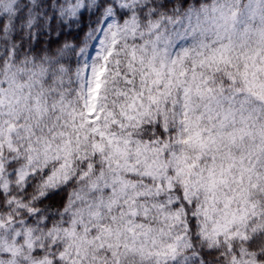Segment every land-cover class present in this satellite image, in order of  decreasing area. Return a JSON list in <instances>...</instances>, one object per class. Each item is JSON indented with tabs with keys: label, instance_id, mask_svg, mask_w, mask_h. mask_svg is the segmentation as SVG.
<instances>
[{
	"label": "snow or ice",
	"instance_id": "1",
	"mask_svg": "<svg viewBox=\"0 0 264 264\" xmlns=\"http://www.w3.org/2000/svg\"><path fill=\"white\" fill-rule=\"evenodd\" d=\"M0 264H264V0H0Z\"/></svg>",
	"mask_w": 264,
	"mask_h": 264
}]
</instances>
